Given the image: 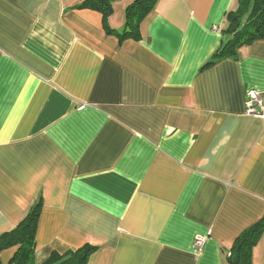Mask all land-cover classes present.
Returning a JSON list of instances; mask_svg holds the SVG:
<instances>
[{
  "label": "crops",
  "instance_id": "crops-1",
  "mask_svg": "<svg viewBox=\"0 0 264 264\" xmlns=\"http://www.w3.org/2000/svg\"><path fill=\"white\" fill-rule=\"evenodd\" d=\"M80 1L0 0V234L40 199L37 264L84 244L87 264H229L264 214V39L202 68L237 0H158L122 41Z\"/></svg>",
  "mask_w": 264,
  "mask_h": 264
},
{
  "label": "trees",
  "instance_id": "trees-1",
  "mask_svg": "<svg viewBox=\"0 0 264 264\" xmlns=\"http://www.w3.org/2000/svg\"><path fill=\"white\" fill-rule=\"evenodd\" d=\"M114 0H81L76 7L100 12L107 33L115 34L120 41L140 37L142 19L153 9L158 0H132L125 9V24L120 32L109 29L106 20ZM235 10L225 15L227 25L223 30L224 41L202 66L206 68L221 59L234 58L237 50L254 40L264 39V0H237ZM41 211V200H37L18 224L0 234V253L6 248L16 247L10 259L11 264H37L35 261V231ZM264 230V214L260 220L244 229L230 247L229 264H252L251 253ZM95 247L90 244L63 253L52 252L40 264H87Z\"/></svg>",
  "mask_w": 264,
  "mask_h": 264
},
{
  "label": "built area",
  "instance_id": "built-area-1",
  "mask_svg": "<svg viewBox=\"0 0 264 264\" xmlns=\"http://www.w3.org/2000/svg\"><path fill=\"white\" fill-rule=\"evenodd\" d=\"M264 100L256 90H248L245 99V111L248 114H260L263 108ZM203 244V238L200 236L195 237L194 247L195 249H201Z\"/></svg>",
  "mask_w": 264,
  "mask_h": 264
}]
</instances>
